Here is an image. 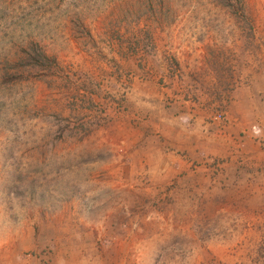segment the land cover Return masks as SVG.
I'll list each match as a JSON object with an SVG mask.
<instances>
[{
    "label": "rangeland",
    "instance_id": "rangeland-1",
    "mask_svg": "<svg viewBox=\"0 0 264 264\" xmlns=\"http://www.w3.org/2000/svg\"><path fill=\"white\" fill-rule=\"evenodd\" d=\"M0 264H264V0H0Z\"/></svg>",
    "mask_w": 264,
    "mask_h": 264
}]
</instances>
